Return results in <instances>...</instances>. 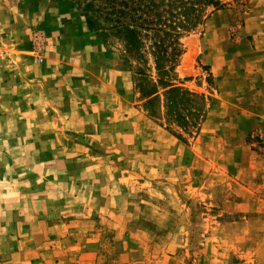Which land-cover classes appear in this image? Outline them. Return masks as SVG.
Segmentation results:
<instances>
[{
  "label": "rangeland",
  "instance_id": "1",
  "mask_svg": "<svg viewBox=\"0 0 264 264\" xmlns=\"http://www.w3.org/2000/svg\"><path fill=\"white\" fill-rule=\"evenodd\" d=\"M221 1L167 76L184 128L76 2L0 0V264H264V0Z\"/></svg>",
  "mask_w": 264,
  "mask_h": 264
},
{
  "label": "trees",
  "instance_id": "2",
  "mask_svg": "<svg viewBox=\"0 0 264 264\" xmlns=\"http://www.w3.org/2000/svg\"><path fill=\"white\" fill-rule=\"evenodd\" d=\"M80 5L89 30L103 39L109 36L122 41L126 58L135 74L136 88L145 99V107L155 113L153 103L164 91V114L171 123L186 128L195 124L193 96L175 86L173 67L179 54V39L200 24L207 8H220L221 0H71ZM151 59L155 70L152 79L133 61ZM192 118V119H191Z\"/></svg>",
  "mask_w": 264,
  "mask_h": 264
}]
</instances>
